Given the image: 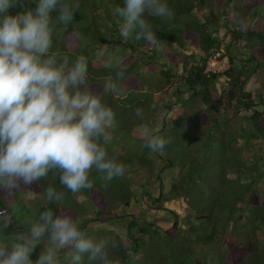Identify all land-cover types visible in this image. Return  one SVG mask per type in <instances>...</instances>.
<instances>
[{
	"label": "trees",
	"instance_id": "trees-1",
	"mask_svg": "<svg viewBox=\"0 0 264 264\" xmlns=\"http://www.w3.org/2000/svg\"><path fill=\"white\" fill-rule=\"evenodd\" d=\"M37 2L20 0L9 9V14L34 9ZM165 2L173 12L171 20L145 15L159 41L156 45L136 40L135 33L127 40L122 37V21L114 14V8L123 7V0H80L81 7L67 26L55 21L58 9L50 13L56 23L52 51L59 49L73 60L78 55L88 58L90 89L101 92L103 102L114 110L115 116L118 112L123 130L137 147L129 150L128 164L120 159L124 155L122 150L114 149L113 155L126 165V171L106 186L93 169L89 177L91 188L76 194L63 188L58 172H50L43 180L19 190L0 188V210H7L14 221L8 233L14 234V229L27 231L29 219L34 220L40 212L51 208L54 218L65 212L71 214L86 233L92 222L121 227L124 238L114 237L116 247L111 250L112 257L120 263L149 248L165 251L164 264H264V149L259 143L264 140V99L246 91L249 79L264 69V0ZM193 10L200 14L199 18L191 16ZM88 46L96 49L91 51ZM109 55L115 57L112 68L103 64ZM213 57L226 58L228 67L222 72L207 71L208 61ZM119 71H123L124 78L117 80ZM144 72L156 77V82L141 81ZM109 77L117 83L119 95L102 92ZM221 78L225 86L213 96L211 87ZM197 100L202 107L194 102ZM137 109L141 116L136 115ZM229 112L232 118L227 116ZM246 112H250L248 117L242 115ZM238 119L243 124L235 126ZM219 120L234 124L239 133L236 137L239 148H248L254 141L257 144L248 149L252 154L248 164L241 156L239 162L229 166L227 160L215 156V164L219 165L210 176L202 166L206 160L199 163L203 157L197 158L187 151L181 162L175 158L174 164H168L164 162L168 146L153 153L144 147L146 139L140 134L148 128L166 139L176 136L188 148L202 146L204 156L209 149L218 150L215 147L218 140L212 145L208 140L202 141L206 134H217L226 140L233 133L232 129H221ZM117 125L118 122H113L107 129V139H113ZM211 125L214 128L209 131ZM146 160L157 164L147 170ZM158 163H163L160 169ZM163 168L175 176L167 192L162 183ZM137 171L144 175L142 182L134 178ZM198 184L211 192L204 203H200L204 190L198 189ZM99 185L105 187L103 193L98 191ZM49 186L63 192V200L49 204L45 199ZM112 187L115 196L106 198ZM31 193L35 197L28 200L24 195ZM139 195L150 214H160L162 220L171 222L169 228L164 229L154 218L149 221L143 215L128 214L131 200ZM77 197H83L90 209L76 211L75 207H81ZM172 202L179 204L180 211L170 208ZM98 232L101 234L103 230ZM220 235L226 242L222 252L211 257L200 255L203 247L215 253ZM43 247L41 243L33 251L30 257L33 261ZM70 250H62L61 257Z\"/></svg>",
	"mask_w": 264,
	"mask_h": 264
},
{
	"label": "clouds",
	"instance_id": "clouds-1",
	"mask_svg": "<svg viewBox=\"0 0 264 264\" xmlns=\"http://www.w3.org/2000/svg\"><path fill=\"white\" fill-rule=\"evenodd\" d=\"M18 3L0 0V188L19 190L58 172L63 188L76 194L91 188L93 169L106 186L126 171V165L109 156L103 143L115 112L103 102L101 92L90 89L87 57L78 55L73 60L59 49L52 51L55 21L70 25L80 0H38L34 9L9 14ZM123 5L114 8L122 21V37L127 40L135 33L138 41L158 44L145 15L171 20L173 12L165 0H123ZM56 9L59 16L54 21L50 13ZM114 59L109 55L104 66L112 68ZM209 65L207 71L217 72ZM116 77L123 79V71ZM102 92L119 95L120 89L109 77ZM136 115H142L139 109ZM140 134L146 139L144 147L153 153L170 142L148 128ZM158 164L160 169L163 163ZM63 198V192L46 188L49 204ZM27 223V231L14 229L10 234L13 218L0 210V264H85V258L87 264H121L118 258H110L109 240L90 238L67 212L54 218L48 208ZM45 240L46 246L33 261V251ZM65 249L71 250L61 257Z\"/></svg>",
	"mask_w": 264,
	"mask_h": 264
},
{
	"label": "rangeland",
	"instance_id": "rangeland-1",
	"mask_svg": "<svg viewBox=\"0 0 264 264\" xmlns=\"http://www.w3.org/2000/svg\"><path fill=\"white\" fill-rule=\"evenodd\" d=\"M216 10H217V7H216ZM191 16L199 18L200 14L196 10H193L191 12ZM88 47L91 51H94L96 49V47L95 48H92L91 46H88ZM173 51L175 52V50H173ZM234 55L237 56L235 53H234ZM196 59L198 60L199 58L197 57ZM208 64H210L208 66V68H211V70H216L217 72H222L224 69H226L228 67L226 59H222V60L212 59L209 61ZM211 64H212V66H211ZM156 74H159L158 71H156ZM157 79H158V77H157ZM140 80L147 82V84H148V82L149 83H151V81L154 82L156 80V77H153L152 75L150 76L148 74H145V72H144V73H142V77ZM224 86H225V83H224L223 78H221L220 80L215 82L213 87H211L212 95L216 96V94L219 93V91L222 90ZM246 91L250 92L255 97L257 95H261L262 98L264 99V69L259 70L255 75H253L249 79L248 84L246 85ZM194 102L198 105V107H202L201 104L199 103V100L194 101ZM249 114H250V112H246L242 115H244L245 117H248ZM116 116H117V118H116ZM116 116H115L113 122H114V124L116 122H118V125L115 128L113 139H107L105 137V141L103 143H104V146L108 150L109 156H113V154L115 152L114 149L117 150L118 148H120L122 150V153H124L123 157H120V159L123 160L126 164H128L130 162L129 157L131 154V153H129V150L135 149L137 147V144L135 141H133L132 137L129 136V133L127 131L123 130V126L119 122L120 121V119H119L120 115L118 114V112L116 113ZM227 116L229 118H232V113L229 112L227 114ZM115 119H117V120H115ZM236 122L237 123H234L235 126H238V124H243L241 122V120H239V119L236 120ZM219 123H220V127H222L221 129L226 127V128L232 129L233 133L228 134L229 131L225 132L229 135L226 140L217 136V134H213L216 138L213 135L209 136L206 134L204 139L202 140L204 143L207 142V140H208V142L211 143V145L216 140H218V144L215 145V147H217L218 150L214 152V151L209 149L207 151V155H206V157L208 156V158L206 159V161L202 165L203 167H205L204 169H206L205 171H206V174H208V176H210V173L212 171H214L215 169L218 168L219 164L216 166V164H215L216 163V157L215 156L227 160L229 166L232 163L239 162L241 156L243 157L242 159L245 160L244 162L247 161L246 163L248 164V162H249L248 160H249L250 156L252 155L251 151L248 149L254 148L253 145L257 144V141H254V142H251L249 144L248 148H246V147L239 148V144H238V141L236 138L239 135V133L234 130V128L232 126L234 124H232V122H230V125H228L229 123H227L226 121L222 123L221 120H219ZM213 128H214V125H211L208 130L212 131ZM166 132L170 133V130L167 129ZM241 136H242V133L240 135V138H241ZM168 140L170 142L168 144H166V146H168V148L166 149V152H165L166 156L164 157V162H166L168 164H170V163L174 164L175 158H176V161L181 162L182 158L187 153V151L189 153L191 152V154L193 153L194 156L196 155L197 158H201V156H203L202 155L203 152L201 150L202 146H200V145H196V147H192L189 149L188 147L183 145V143L180 142V139H178V137H176V136H175V138L168 139ZM241 140H242V138H241ZM259 143L261 144L260 145L261 148L264 149V145H262V144H264V140H259ZM160 154H161V152H160ZM209 155H211V156H209ZM156 164H157V162H155L154 160H152V161L146 160L145 161V165H146L145 168L147 170H150L152 168V166L156 165ZM161 165L162 164H158L157 168H159ZM137 172L138 173L134 174V178H138V180H140V182H142L141 177H143L144 175L141 171H137ZM161 174H162V183L164 184V187H165L164 191L167 192L169 187H170L171 179H173L175 176L172 175V173L166 171V168H163L161 170ZM257 176H254V177H257ZM213 185H214V183L212 184V186ZM99 186L100 187H98L99 188L98 191H101L103 193L105 187L103 185H99ZM197 188L200 189L201 191L206 189L204 187H201L199 184H198ZM116 190H119V189H116ZM155 190H156V196H158L159 190H158L157 186L155 187ZM114 192H115V187H112L110 193L108 192L109 195L107 194L105 197L106 198H113L115 196ZM210 193L211 192L209 190H204L203 191V198L200 201V203H204V200L209 199ZM24 196H26L28 198V200L34 199V197H35V195L33 193H31L29 195H24ZM76 201H77V203L81 204V207H75L74 208L76 211L90 209L89 204H87L84 201L83 197H77ZM170 208L174 209L175 211H180L179 204L176 202H172L170 205ZM127 211H128V214L130 216L134 215L135 217H140L141 215H143L149 221L151 220V218H154L156 220V222H158L160 225H162V227H164V229L169 228L171 225L170 221L162 220L159 217L160 214H156V215L150 214V212H148V210H147V207L141 203V196L140 195L131 200L130 206L128 207ZM77 214H78L77 218H80L79 213H77ZM77 220H78V222H80L79 219H77ZM97 227H98V229H94ZM88 229H89L90 233L88 232L87 235L90 238H93L95 240L107 239L110 241L109 249H108L109 256L111 259H115L112 257L113 255H111L113 253V252H111V250H112L111 245L113 243L112 239L116 236L119 238L120 237L124 238V235H125L124 230L121 229V227H112V226L110 227L108 225L102 226V225H99V223H93V222L88 226ZM110 229H111V231H110ZM98 230H103V232H101V234H100V232H98ZM102 233H104V234H102ZM218 238H220V240L218 241V244H216V245H219V249L216 250L215 253L212 251H209L203 247L202 250H200V255L205 254L207 257H211V256H213V254H214V256H216L218 253H221L223 250V247L226 246L225 245L226 242L224 241V237L222 235H220ZM41 243L43 244V246H46V240L41 242ZM161 247H162V244H161ZM164 256H165L164 250H161V249L154 250V249H149V248H143L141 252L131 255V259H127L126 261H121V264H164V260H163ZM180 256H181V253H179L178 257L180 258V260H182V258ZM224 261H228V258L225 259ZM86 263H87V261L85 258V264Z\"/></svg>",
	"mask_w": 264,
	"mask_h": 264
},
{
	"label": "built area",
	"instance_id": "built-area-1",
	"mask_svg": "<svg viewBox=\"0 0 264 264\" xmlns=\"http://www.w3.org/2000/svg\"><path fill=\"white\" fill-rule=\"evenodd\" d=\"M213 64V63H212ZM212 64H211V66H212Z\"/></svg>",
	"mask_w": 264,
	"mask_h": 264
}]
</instances>
